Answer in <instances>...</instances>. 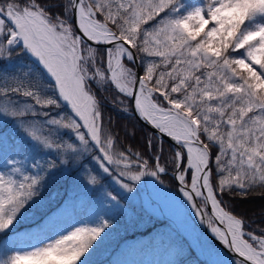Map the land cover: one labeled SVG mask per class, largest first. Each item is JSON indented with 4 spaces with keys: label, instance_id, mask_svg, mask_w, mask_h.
Returning <instances> with one entry per match:
<instances>
[{
    "label": "snow or ice",
    "instance_id": "1",
    "mask_svg": "<svg viewBox=\"0 0 264 264\" xmlns=\"http://www.w3.org/2000/svg\"><path fill=\"white\" fill-rule=\"evenodd\" d=\"M92 84L112 86L113 107L152 129L144 151H114ZM8 119L56 158L29 170L0 131V264H86L111 217L101 211L68 231L57 218L38 221L50 170L90 155L73 178L88 190L82 197L104 175L132 196L153 177L144 192L159 203L171 199L161 179L166 145L200 223L235 264H264V227L252 229L225 199L264 198L255 193L264 189V0H0V123ZM119 196L105 190L97 199ZM181 255L177 248L172 264Z\"/></svg>",
    "mask_w": 264,
    "mask_h": 264
},
{
    "label": "trees",
    "instance_id": "2",
    "mask_svg": "<svg viewBox=\"0 0 264 264\" xmlns=\"http://www.w3.org/2000/svg\"><path fill=\"white\" fill-rule=\"evenodd\" d=\"M15 67H22L20 60L15 62ZM42 82L46 84V81ZM93 90L97 92L98 99H101L102 101L105 128L117 140L114 151H122L125 149L130 150V152L144 151L146 137L150 136L151 132L130 114L121 112L119 110L120 106L117 108L113 107L110 98L113 90L110 86L103 85L98 90L97 87ZM49 95H51V93H49ZM18 100L21 103L30 102L22 95L18 97ZM37 118L40 119V117ZM28 119H32V117H28ZM133 125H135V128H133ZM12 130H15L13 137H11ZM0 131H6L15 141L18 152L16 158L19 160L20 164L29 170H31L30 165L34 161L56 158L54 150L45 149L38 142L34 143V141H31L30 139L29 141L28 139H25V137L28 136L23 132H18L15 122L11 119L0 123ZM62 134L66 136V133ZM23 141H26V146H23ZM165 148L169 155L172 154L171 150L167 148V145ZM152 154L153 152L151 151L146 153L147 156H151ZM90 161L91 156L86 155L76 166H73L70 161L67 165H59L57 168L50 170L48 176L45 178L43 191L40 196L43 200V205H37L33 209L38 221H44L46 217H54L57 218L58 226L61 217L70 211L73 219L83 223L87 218V212L92 207L96 210L95 214L101 211H108L106 207L103 208L100 206L98 200L95 201L100 190L116 192L110 179H108V175L102 176L101 184L91 190L88 197L81 196V192L88 191L87 189L81 190L74 186L73 178L82 171L83 165L89 164ZM170 161L171 160L167 155L161 162L168 164L170 170ZM6 167L7 164L5 159L0 158V171H6ZM162 177L168 181L170 186H175V182L171 175L164 174ZM143 182H146V177L143 178ZM141 184L145 186V183ZM261 191H264V189H256L255 193ZM252 196L253 198L242 200L238 197L225 195V199L229 200L238 212L245 215L246 218H250V227L256 229L258 227H264V215L260 212L261 207L264 206V198H261L256 194H252ZM124 198L125 197L120 194L119 200L123 201L129 209H132L131 211L133 214H135L133 215L134 217L129 218L131 224L130 221L126 224L123 218L118 219L116 225L111 228L109 233L110 237H114V239L116 237L117 240L110 244H106V251L104 250L106 252L105 257H97L95 256V250L89 249V252L91 253L89 258L92 260H87L86 264H172L176 258L170 257L171 255L168 254L165 256L162 252V245L156 244L153 238V235L157 231H161L163 226L168 224V222L164 219L162 221L158 220L150 214L143 213V211L140 212L141 208L138 205H135L134 203L129 202L128 199L125 200ZM111 222L113 221L111 220ZM74 226L80 225L79 223L72 224L68 230H71ZM24 227H26V225L21 224L18 230L23 231ZM104 233H101V237ZM131 238L132 240L130 243H122L123 240ZM181 240L187 244L183 238H181ZM4 241H7V237L0 236V242ZM100 241L102 240L98 238V242L93 245L94 249ZM110 245H112V247H109ZM183 252L179 257L181 264H205L204 261L196 255L194 249L190 245H188ZM85 255L88 254L86 253Z\"/></svg>",
    "mask_w": 264,
    "mask_h": 264
},
{
    "label": "rangeland",
    "instance_id": "3",
    "mask_svg": "<svg viewBox=\"0 0 264 264\" xmlns=\"http://www.w3.org/2000/svg\"><path fill=\"white\" fill-rule=\"evenodd\" d=\"M92 88H96L95 84L91 85ZM103 86V85H102ZM101 86V87H102ZM100 87V88H101ZM110 88L113 90L112 95L110 96L111 100L116 95L112 86ZM123 107V106H120ZM39 120V118H36ZM15 130H12L11 137H13ZM25 139H29L36 143L37 141L25 137ZM23 146H26V141H23ZM154 154V153H153ZM152 154V155H153ZM169 156L171 160L172 154H168L167 150L164 152V159L166 156ZM163 163V162H161ZM110 182L115 188L116 192H119L122 196H124L125 200L128 199L129 202L138 205L141 209L140 212L150 214L152 217L157 218L158 220H165L168 224H165L161 231H157L154 235V242L156 244L162 245V252L165 256L171 255L170 257L177 258L174 256V252L177 248L182 249V252L186 250L187 246L190 245L196 255L201 260H206L208 264H235L234 259L230 256L226 255L213 241H211L204 233L201 231L193 222L192 218L186 211L184 206L183 200L181 198L179 189L176 185L170 186L168 181L161 176V179L164 181V185L170 190L171 192V199L169 200H161L159 203L153 201L149 202L148 196L145 194L144 190L145 187L152 181L153 177H146V182L143 180L139 183L138 191L135 196L130 195L129 193L125 192L120 188V186L116 183V181L108 175ZM172 177V176H171ZM174 180V179H173ZM141 183H145L143 186ZM74 192V190H73ZM103 192L100 190V193ZM75 193V192H74ZM98 199L95 198V201ZM101 207H106L108 210L107 213L111 216V222L107 229H105V233L102 236V241L96 246L95 248V256L105 257L106 251V244H110L111 242L117 240L116 237H110V230L116 225V221L118 219H124L125 223L127 224L128 221L131 220L129 218L134 217L132 209H129L123 201H101L98 200ZM98 203V204H99ZM136 207V206H135ZM139 209V208H138ZM68 210V209H67ZM95 212L96 210L93 207L87 212V218L85 221L88 222H95ZM132 216H131V215ZM80 224L81 222L73 219L71 212L65 213L58 222V227L63 231H67L70 229L72 224ZM183 238L186 242L181 240ZM101 240V239H100ZM131 239L123 240V244L130 243ZM188 240V241H187ZM35 243V241H32ZM114 245V243H113ZM109 247H112L110 245ZM105 250V251H104ZM184 253V252H183ZM94 256V255H93ZM89 258V255H88ZM83 259V258H82ZM92 260V259H88ZM87 262V261H86ZM124 264V263H123ZM126 264V263H125Z\"/></svg>",
    "mask_w": 264,
    "mask_h": 264
},
{
    "label": "water",
    "instance_id": "4",
    "mask_svg": "<svg viewBox=\"0 0 264 264\" xmlns=\"http://www.w3.org/2000/svg\"><path fill=\"white\" fill-rule=\"evenodd\" d=\"M139 122L144 126L146 127L151 133H152V129L147 125L145 124L144 121L142 120H139ZM169 175L172 176V172L171 170H169L168 172ZM176 182V181H175ZM177 185V183H176ZM178 187V186H177ZM180 192V190H179ZM183 200V199H182ZM183 203H184V206L186 208V211L188 212V214L190 215V217L192 218L193 222L195 223V225L201 230L203 231V233L211 240L213 241L226 255L230 256L231 258L234 259V253H232L223 243H221L212 233L211 231L209 230V228L204 225V224H201L200 221L197 220V216H196V213L191 205L190 202L186 203L184 200H183ZM205 263L207 264V261L204 260Z\"/></svg>",
    "mask_w": 264,
    "mask_h": 264
},
{
    "label": "bare ground",
    "instance_id": "5",
    "mask_svg": "<svg viewBox=\"0 0 264 264\" xmlns=\"http://www.w3.org/2000/svg\"><path fill=\"white\" fill-rule=\"evenodd\" d=\"M180 195H181V198L186 202L188 203L189 201L184 197L183 193L180 191ZM197 220L199 221L198 217H197Z\"/></svg>",
    "mask_w": 264,
    "mask_h": 264
}]
</instances>
